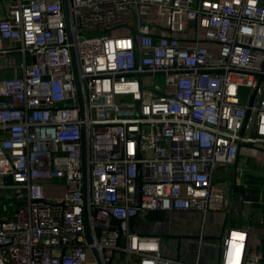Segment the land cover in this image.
<instances>
[{"label":"built area","instance_id":"obj_1","mask_svg":"<svg viewBox=\"0 0 264 264\" xmlns=\"http://www.w3.org/2000/svg\"><path fill=\"white\" fill-rule=\"evenodd\" d=\"M0 5V264H186L135 222L222 210L215 173L264 145V0ZM247 240L220 264H264Z\"/></svg>","mask_w":264,"mask_h":264},{"label":"crops","instance_id":"obj_2","mask_svg":"<svg viewBox=\"0 0 264 264\" xmlns=\"http://www.w3.org/2000/svg\"><path fill=\"white\" fill-rule=\"evenodd\" d=\"M1 10L0 5V18ZM235 161L234 166L218 170L213 178L228 191L222 210L204 215L195 210L158 212L135 222L136 232L159 236L160 253L165 258L186 264H216L218 243L214 237L222 225L225 229L246 228L247 247L264 258V145L240 146ZM57 188L63 190L62 186ZM260 201L263 204L259 206Z\"/></svg>","mask_w":264,"mask_h":264},{"label":"water","instance_id":"obj_3","mask_svg":"<svg viewBox=\"0 0 264 264\" xmlns=\"http://www.w3.org/2000/svg\"><path fill=\"white\" fill-rule=\"evenodd\" d=\"M64 8V13L66 15V8L65 6L63 7ZM131 37H132V40L134 42V34H135V30H131ZM134 50H135V53H136V45L134 44ZM263 65H264V62H263ZM252 101H253V97H251L249 103H248V106L250 107L251 104H252ZM81 109V108H80ZM249 109H247L246 111V115H245V119H244V124L246 123L248 117H249ZM243 133V129L241 130L240 134ZM236 162V161H235ZM140 195H141V192H140V173H139V166H137V174H136V178H135V201H136V206L139 205V199H140ZM225 226L222 225L218 235L216 237H214V240L217 241L218 243V249H217V259H216V264H220V256H221V242H222V238L225 234ZM158 238H160L159 236H157Z\"/></svg>","mask_w":264,"mask_h":264},{"label":"rangeland","instance_id":"obj_4","mask_svg":"<svg viewBox=\"0 0 264 264\" xmlns=\"http://www.w3.org/2000/svg\"><path fill=\"white\" fill-rule=\"evenodd\" d=\"M159 81H161V78L159 79ZM240 93H241L242 97L245 98L248 95V89L247 88H242V90H240ZM62 191L63 190L61 188H56L55 190H48L47 193L48 194H52V195H57V194L62 193ZM149 227H150V223L147 226H145L143 228V230L146 231V229H148ZM116 262H117L116 261V257H114V261H113L112 264H117Z\"/></svg>","mask_w":264,"mask_h":264}]
</instances>
